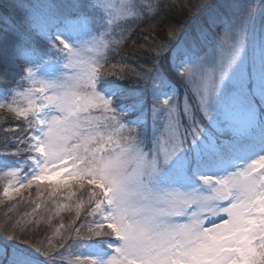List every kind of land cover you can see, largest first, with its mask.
Listing matches in <instances>:
<instances>
[{
  "label": "snow or ice",
  "instance_id": "snow-or-ice-1",
  "mask_svg": "<svg viewBox=\"0 0 264 264\" xmlns=\"http://www.w3.org/2000/svg\"><path fill=\"white\" fill-rule=\"evenodd\" d=\"M11 7L0 77L14 66L19 79L0 110L19 123L0 142L2 195L35 186L76 202L56 204L75 214L52 237L9 218L0 264H264V0H198L175 23L185 5L171 0ZM148 20L163 38L130 88L108 49ZM117 28L121 40L107 39Z\"/></svg>",
  "mask_w": 264,
  "mask_h": 264
},
{
  "label": "rangeland",
  "instance_id": "rangeland-1",
  "mask_svg": "<svg viewBox=\"0 0 264 264\" xmlns=\"http://www.w3.org/2000/svg\"><path fill=\"white\" fill-rule=\"evenodd\" d=\"M107 2V0H106ZM112 3L119 5L122 0H111ZM12 0H0V19L1 21L10 20L6 17V14H8L10 17L14 16V11L11 7ZM145 22L143 23H134L132 25H124L123 26V39L121 40V29L117 28L114 33H112V29H108L111 35L107 37L109 40H121L120 44L113 50L111 48L108 49V55L110 57V60L115 59L116 55L123 51V47L126 44V42L130 39L131 33H133L137 28L141 27ZM260 29V21L259 18L256 21V30L257 32ZM103 31V30H102ZM126 48V47H125ZM125 56V55H124ZM121 56H117L116 61L112 63L121 62L118 66L121 68L122 71L126 72V79L122 81L123 83H126V85L130 88H137L142 87L143 84L139 80V75H143L142 69L146 68L147 65L143 64V62H137L140 64L143 68L139 69L138 64L137 65H131L127 62L121 61L119 58ZM128 65V66H127ZM127 66V67H126ZM126 69H125V68ZM38 78H46L44 76V71L41 69V71L38 73ZM115 76H109L108 79H116ZM150 99V98H149ZM184 105L183 100V87L181 86V98H180V108L177 110L176 116L180 119H183L182 116V109ZM4 179V178H0ZM5 186V185H4ZM3 190V188H2ZM0 205L4 206L5 203H7V206L13 207V210L17 211V213L21 216L23 219H27L31 221L32 219H36L39 221V227L41 230L43 229H49V231L46 233L49 237L53 236L52 230L59 226V224L63 223L66 226L70 224V218L75 213H69L65 210H61L59 213L55 214L56 212V204H64V203H72L73 205L76 202V198H73V200L66 201L64 199V196L61 195L58 198H51L49 197L48 193L43 189V187L40 190H37L35 186H33L30 189H22L19 194H13V199H9L7 197H3L2 191L0 192ZM81 200H86V196H80ZM36 204H40L41 207L37 209V211L34 213L33 208ZM2 226V225H1ZM61 234L64 236H67L69 233L67 231L61 230ZM74 236V233L72 234ZM31 237H27V240H40L43 239V235H35V234H29ZM56 239H59L58 236L53 237V241L55 242ZM71 243V241H69ZM20 248H24L27 251L31 252L30 249H28L27 245L24 246H17ZM43 260V258H41Z\"/></svg>",
  "mask_w": 264,
  "mask_h": 264
},
{
  "label": "trees",
  "instance_id": "trees-1",
  "mask_svg": "<svg viewBox=\"0 0 264 264\" xmlns=\"http://www.w3.org/2000/svg\"><path fill=\"white\" fill-rule=\"evenodd\" d=\"M171 3L177 6H179L181 3L185 5L182 11L179 7H177L174 14L169 16V21L175 23L177 21L185 20V18H187L192 11V6L196 5L198 0H171ZM6 17L9 19L10 16L6 14ZM10 23L11 21H1L0 19V30H6ZM163 27V25L158 27L151 20H148L141 27L137 28L133 33H131V37L124 45L123 51L118 53L119 56H121L119 58L123 64L124 61L131 65H137V62H143V64H146L145 60L149 53L150 46L154 42H159L163 38ZM118 54L116 55V58ZM116 58L113 60L111 59L110 63H112V61L115 62ZM138 68L142 69L143 67L138 64ZM8 71L9 75L6 79L4 77H0V90L4 89L6 85H11L14 79H19V77L16 75L17 69L14 66H9ZM18 123L19 121H17L11 113L0 110V142H2L4 139L3 132L7 131L9 128H14ZM2 150L3 149H0V151ZM6 183V179H0V192ZM13 216L16 219H21V216L17 213V211H15V209L13 210V207L7 206V203H5L4 206L0 205V226L6 223L7 220ZM28 237L33 238L32 236ZM19 242L20 241L10 243L15 244V246H24Z\"/></svg>",
  "mask_w": 264,
  "mask_h": 264
}]
</instances>
